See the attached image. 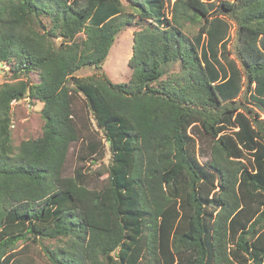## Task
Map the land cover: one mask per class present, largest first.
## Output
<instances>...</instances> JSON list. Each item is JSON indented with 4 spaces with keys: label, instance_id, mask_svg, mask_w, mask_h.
<instances>
[{
    "label": "trees",
    "instance_id": "16d2710c",
    "mask_svg": "<svg viewBox=\"0 0 264 264\" xmlns=\"http://www.w3.org/2000/svg\"><path fill=\"white\" fill-rule=\"evenodd\" d=\"M127 1L0 0V264H44L52 240L47 264H264V0ZM136 20L115 84L103 66ZM23 99L45 126L16 152Z\"/></svg>",
    "mask_w": 264,
    "mask_h": 264
},
{
    "label": "rangeland",
    "instance_id": "374dc122",
    "mask_svg": "<svg viewBox=\"0 0 264 264\" xmlns=\"http://www.w3.org/2000/svg\"><path fill=\"white\" fill-rule=\"evenodd\" d=\"M122 1L126 8V11L128 13H131L132 10L130 7V3L127 0H122ZM170 1L172 3L175 0H170ZM141 25H144V24L140 23L139 20H136L134 25L131 28H127L121 35L118 36L103 66V72L115 84L128 83L132 77V71L128 66V61L132 57V53H133L134 31L140 28ZM197 28H193V30L187 29L186 30L187 35L189 34V36H191L193 32L196 33ZM231 34L232 36H234L235 34L233 26H232ZM261 46L262 48H264V38H261ZM10 68L11 67L9 65L0 64V86L6 82H12L13 73L11 72ZM179 72H180V66L178 64L169 66V72L164 77V80H166L168 76L172 74H177ZM98 73L99 71H97L94 68H87V69H83L82 71H80L78 73V76L85 78V77L93 76L95 74L97 75ZM30 78L35 83L39 82V79L37 76H34L31 74ZM80 100L81 101L79 102V105L83 106L84 100L82 99ZM42 109H43L42 103L40 102L33 103L29 99L14 101L12 103L11 131H12V137H13V145H14L16 152L18 151V148L23 141H27L30 139H36L43 135L45 120L42 117ZM92 127H91L92 131H96L98 132L99 136H102V132L100 131V129H98L97 126H95L94 123H92ZM193 137L195 138V144H196V158L201 164H205L208 161L209 156L203 155L202 150H204L205 147L201 139H199V137H197L196 135H193ZM80 147H81V144H78L75 147L76 152H77V148H80ZM199 147H200V150H199ZM104 148L106 147L104 146ZM104 162L106 164L110 162V154L106 155ZM75 164H76V160L74 157L68 165L70 172H72V169L73 167H75ZM100 164H101V161L95 162L93 164L91 162H88L86 163L85 169L96 171V169L98 168ZM94 184L100 185L101 180L97 181V183H94ZM41 243L42 244L34 246L33 248L37 249L40 252L39 256L42 255L44 264H47L48 262L47 257H46V250H45L47 249V247L50 249H53L56 246H59V247L63 246V244L59 243L56 240L42 241ZM26 244L27 243L24 241L19 242L15 250L23 249L26 246Z\"/></svg>",
    "mask_w": 264,
    "mask_h": 264
},
{
    "label": "water",
    "instance_id": "95a60500",
    "mask_svg": "<svg viewBox=\"0 0 264 264\" xmlns=\"http://www.w3.org/2000/svg\"><path fill=\"white\" fill-rule=\"evenodd\" d=\"M108 144H109V146H111V142L110 141L108 142Z\"/></svg>",
    "mask_w": 264,
    "mask_h": 264
}]
</instances>
